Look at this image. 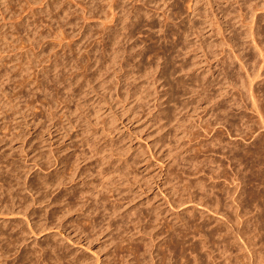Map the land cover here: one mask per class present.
Returning a JSON list of instances; mask_svg holds the SVG:
<instances>
[{
  "label": "rangeland",
  "instance_id": "374dc122",
  "mask_svg": "<svg viewBox=\"0 0 264 264\" xmlns=\"http://www.w3.org/2000/svg\"><path fill=\"white\" fill-rule=\"evenodd\" d=\"M179 2L0 0V185L8 187L0 191V264H30V261L32 264H136L137 261L138 264L142 261L144 264H175V261L176 264H264V148L259 146L264 143V129L259 124L252 126L253 129H244L246 121L252 125V119L258 120L248 100L233 105L244 69L237 61L232 64L227 61L228 74L236 80L234 90L231 83L224 85L226 80L219 68L222 49L212 46L213 54H204L205 47L222 42L216 30L208 27L201 31L209 6L204 1L198 2V14L193 15L187 10V0ZM256 3L259 4L257 9L253 7ZM213 6L221 11L219 17L222 24L225 22L222 27L226 28L228 21L237 31L235 42L240 47L235 46L234 51L238 48L246 55L244 59L249 58L251 62L256 58L255 62H261L256 50L245 46L249 38L237 33L244 30L241 25L251 20L250 8L253 7L261 28H258V40L264 55V0H255V3L217 0ZM102 12L108 17L112 15L113 19L103 16ZM146 14L147 17L142 18ZM195 28L201 32L195 34ZM227 34L232 35L228 31L224 35ZM252 50L254 53L250 52ZM261 73L260 80L264 79V71ZM191 79L204 82L198 80L199 84L195 85ZM200 84H204V90ZM258 86L255 89L264 88L262 83ZM261 88L257 91L264 107V89ZM199 90L205 92L206 98H202L204 95ZM207 96H214L212 103L207 102L210 98ZM215 121L220 124L214 127ZM250 129L254 132L251 136ZM235 157L239 161H235ZM45 175L51 180L52 176L53 180L62 177L65 186L63 189L61 185L52 186L53 189L39 186L42 190L38 187L37 196L32 197L35 193L31 186L35 179L41 181ZM10 185L15 187L12 189ZM72 191L83 193L89 198L88 202L93 198L90 194L99 193L97 196L101 199L93 207L98 211L91 216L73 210L62 218V200L68 201ZM56 193L66 196L52 203V207L50 196ZM43 194L47 196L43 199L47 205L32 202ZM75 197L70 201L78 207L81 199L79 195ZM15 202L19 207L13 205ZM4 203L12 208H6ZM25 204L29 208H25ZM110 208L112 210L108 211ZM50 214H54L53 217ZM90 218L95 222L93 227L88 224ZM8 227H12L11 230ZM128 247L131 252L126 250ZM37 251H41L40 255ZM157 258L166 262L161 263ZM200 259L202 262L198 263Z\"/></svg>",
  "mask_w": 264,
  "mask_h": 264
},
{
  "label": "bare ground",
  "instance_id": "6f19581e",
  "mask_svg": "<svg viewBox=\"0 0 264 264\" xmlns=\"http://www.w3.org/2000/svg\"><path fill=\"white\" fill-rule=\"evenodd\" d=\"M113 1H115V0H113ZM123 1V0H122ZM182 1V0H181ZM188 1V3H187V10L190 12V14H195V15H197L198 13H196V10H197V8L199 7L198 6V2H201V1H204L205 2V4L206 5H208L209 6V11L208 12H206V14H204L205 15V20L202 22V24L204 25V28H202V30L201 31H203L204 29L206 30V28H208V27H210V28H212V31H214V30H216V32L220 35V38L222 37V39H221V41L222 42H217V44H213V45H208V47H205V48H207V49H205L204 48V51H205V55L207 56H211V54H213V52H212V50H210L211 48H212V46H213V48H214V46H217V47H220L222 50L220 51L221 52V54L224 52V54H223V56L220 58L219 56V62H221L220 63V67L219 68H222V69H220V70H222V73L221 74H223V76H224V79L226 80V82H225V84L224 85H226L227 83H231L232 84V86L231 87H234V90H235V83H236V80H235V77H230V75L231 74H228V71H227V68L229 69V67H226L227 66V61H232L231 62V64L234 62V61H237L238 62V64L242 67H240L242 70L244 69V72H241V74L243 73L244 74V77L242 76L241 78H239V81H240V85H238V87L240 86L241 88H239V89H237V90H239V93L236 95V96H234L235 98H234V103H233V105H238L237 104V102H239V101H243L244 103H245V101L246 100H248L249 101V105L251 106L250 108H251V110L253 111V113H256V114H254V115H257V118H258V120L256 121H252L251 120V122H252V125H249L248 123L249 122H245V125L247 126H244V129H248V128H252V126H255V125H257V124H259V126L262 128V129H264V114H262L261 113V111L263 110L262 108H264L263 107V105L261 104V102H262V99H261V102H260V98H259V94H258V91H259V89L261 88H257V89H255V87H256V85L258 86V84L260 85L261 83L262 84H264L263 83V81L262 80H264V79H262V80H260V78H262V76L261 75H263L262 73H261V71L263 70L264 71V55L262 54L263 52L261 51V48L259 47V44H260V41L258 40L259 38H258V36H259V31H258V28H259V26H260V24L258 25V23H257V15L256 16H254V14H256V13H254L253 14V12L255 11L254 10V8L255 9H257L258 7V5L259 4H254V8L252 7V8H250V11H251V14L252 15H250L251 16V20L249 19V21L248 22H245L246 24L244 25H241V26H243V27H245L244 28V30H242V32L239 34V33H237L238 34V36L240 35V36H242V35H244V37H248L249 38V40H250V42H249V44H247V45H245V46H248V45H250V48L252 47L253 48V50H256V51H254V52H257L258 53V55H259V58H260V61L261 62H255V60H256V58L253 60L252 59V61L250 62V60H249V58L246 60V59H244L245 57H246V55L245 54H243L242 53V51L241 50H237L236 49V51H234L235 49H234V47L235 46H237V43L235 42V39H236V34H235V32H237L236 30H234V29H232V27H234V25H231V24H228V21H226V28H224V27H222V26H224L225 25V22L222 24V20H221V16L219 17V14L221 13V11H218V7L216 8V9H214V7L215 6H213V4H216V2H217V0H214V3H212V1L211 0H187ZM252 1H254V3H255V0H252ZM116 2H117V0H116ZM121 2V1H120ZM119 2V3H120ZM177 2H179V0H177ZM203 2V3H204ZM250 2V1H249ZM245 3V2H244ZM246 3L247 4H249L247 1H246ZM121 4V3H120ZM119 4V5H120ZM176 4V3H175ZM178 4V3H177ZM179 4H180V2H179ZM189 4V5H188ZM251 4V3H250ZM100 5V4H99ZM111 5V4H110ZM117 5V4H116ZM123 5V4H122ZM198 6V7H197ZM251 6V5H250ZM249 6V7H250ZM117 7V6H116ZM134 7V6H133ZM192 7H193V9H192ZM197 7V8H196ZM257 7V8H256ZM99 8V7H98ZM118 8V7H117ZM175 8H177V6L175 7ZM180 8H181V6H180ZM248 8V7H247ZM97 9V8H96ZM122 9V8H121ZM133 9V8H132ZM131 9V10H132ZM135 9V8H134ZM199 9V8H198ZM206 9V8H205ZM249 9V8H248ZM247 9V10H248ZM107 10H109V9H107ZM118 10V12L120 11L119 9H117ZM130 10V11H131ZM142 10V9H141ZM182 10H180L179 12H181ZM206 11V10H205ZM106 12V11H105ZM105 12L103 13L102 12V15L103 14H105ZM117 12V11H116ZM124 12V11H123ZM143 12V11H142ZM148 12V11H147ZM183 12V11H182ZM247 12H249V10L247 11ZM256 12V11H255ZM108 13V12H107ZM125 13V12H124ZM131 13H132V11H131ZM136 13V12H135ZM145 13V12H144ZM143 13V14H144ZM151 13V12H150ZM164 13V12H163ZM163 13L161 14V15H163ZM166 13V12H165ZM178 13V12H177ZM109 14H110V12H109ZM108 14V15H109ZM120 14H121V11H120ZM127 14V13H126ZM130 14V13H129ZM140 13H138V15H139ZM183 14V13H182ZM189 14V15H190ZM249 14V13H248ZM248 14H245V15H247V16H249ZM99 15V14H98ZM131 15V14H130ZM141 15V14H140ZM155 15V14H154ZM165 15V14H164ZM163 15V16H164ZM104 16V15H103ZM105 16L106 17H108L106 14H105ZM111 17H108V18H112V15H110ZM132 16H134L133 14H132ZM170 16V15H169ZM168 16V17H169ZM180 16V15H179ZM178 16V17H179ZM250 16H249V18H250ZM125 17V16H124ZM144 17H147V14H146V16L145 15H143L142 16V18H144ZM151 17H153V16H151ZM255 17V18H254ZM107 18V19H108ZM116 18V17H115ZM119 18V17H118ZM122 18H123V16H122ZM148 18H150V16L148 17ZM225 18V17H224ZM223 18V19H224ZM245 18H247V17H245ZM100 19V18H99ZM113 19V18H112ZM136 19H137V17H136ZM140 19V18H139ZM138 19V20H139ZM165 19V18H164ZM180 19V18H179ZM203 19V18H202ZM102 20V19H101ZM121 20V19H120ZM125 20V19H124ZM130 20V19H129ZM132 20H134V19H132ZM131 20V21H132ZM144 20H147L146 18L144 19ZM108 21V20H107ZM131 21H129V22H131ZM143 21V20H142ZM164 21V20H163ZM165 21H166V19H165ZM224 21V20H223ZM245 21H246V19H245ZM115 22V21H114ZM128 22V23H129ZM137 22V21H136ZM135 21H134V23H136ZM145 22V21H144ZM208 22V25H205L206 23ZM244 22V21H243ZM139 23V22H138ZM164 23V22H163ZM162 23V24H163ZM248 23V24H247ZM137 24V23H136ZM141 24V23H140ZM164 24H167V23H164ZM163 24V25H164ZM202 25V26H203ZM131 26V25H130ZM134 26V25H133ZM139 26V25H138ZM137 26V27H138ZM141 26V25H140ZM143 26V25H142ZM165 26H167V25H165ZM194 26V25H193ZM192 26V27H193ZM196 26V25H195ZM215 28H214V27ZM123 27V26H122ZM191 27V28H192ZM167 28V27H166ZM179 28V27H178ZM199 28V27H198ZM240 28V27H239ZM242 28V27H241ZM240 28V29H241ZM136 29V28H135ZM243 29V28H242ZM260 30H261V28H259ZM112 30V29H111ZM110 30V31H111ZM124 30V29H123ZM164 30H166V29H164ZM178 30V29H177ZM199 30V29H198ZM198 30L195 28V34L198 32ZM126 31V30H125ZM131 31V30H130ZM133 31V30H132ZM131 31V32H132ZM161 31H163V30H161ZM201 31H199L198 33H200ZM228 31V33H231L232 35H229V34H227V36L226 35H224L226 32ZM263 31H264V29H263ZM117 32V31H116ZM194 32V31H193ZM128 34V33H127ZM131 34V33H130ZM179 34V33H178ZM214 34H216V33H214ZM260 34H261V32H260ZM111 35V34H110ZM114 35V34H113ZM180 35V34H179ZM223 35V36H222ZM262 35H264L263 33H262ZM261 36V35H260ZM111 37V36H110ZM113 37H116V35L115 36H113ZM243 37V36H242ZM219 38V39H220ZM247 38V39H248ZM238 39H239V37H238ZM261 40V39H260ZM248 41V40H247ZM262 41V40H261ZM113 42H114V40H113ZM245 42V41H244ZM243 42V43H244ZM112 43V42H111ZM247 43V42H246ZM246 43H244V44H246ZM115 45V44H114ZM207 45V44H206ZM205 45V46H206ZM243 45V44H242ZM241 45V46H242ZM264 45V44H263ZM262 45V46H263ZM223 46L225 47L226 46V49L224 48L223 49ZM239 47H240V45H238ZM237 46V47H238ZM244 46V45H243ZM242 46V48H243V50H245L244 49V47ZM248 48H249V46H248ZM114 49V48H113ZM227 49H229V52L227 53L226 52V50ZM240 49V48H239ZM246 49H247V47H246ZM117 50V49H116ZM214 50V49H213ZM251 50V49H250ZM253 50L252 51H250V52H253ZM115 51V50H114ZM216 51V50H215ZM247 51V50H246ZM116 52V51H115ZM220 52L218 53V54H220ZM237 52V53H236ZM245 52V51H244ZM253 52V53H254ZM262 52V53H261ZM246 53V52H245ZM204 54H203V56H204ZM220 54V55H221ZM248 54H249V52H248ZM247 54V55H248ZM251 54V53H250ZM215 56H216V54H214ZM214 55H213V57H214ZM257 55V54H256ZM206 56H204V58H206ZM252 56V55H251ZM254 56V55H253ZM217 57V56H216ZM250 57V56H249ZM255 57V56H254ZM166 58V57H165ZM215 58V57H214ZM213 58V59H214ZM261 58H262V60H261ZM207 59V58H206ZM258 59V58H257ZM167 60V59H166ZM210 60V59H209ZM208 60V61H209ZM216 60H218V58L216 59ZM207 60H205V62H206ZM207 61V62H208ZM215 61V60H214ZM216 62H218V61H216ZM215 62V63H216ZM253 63V64H252ZM163 66V65H162ZM166 66V65H165ZM219 65H217V67H218ZM164 67V66H163ZM238 67V66H237ZM215 68H216V66H215ZM241 69H238L239 71H242ZM185 70V69H184ZM164 72V71H163ZM205 72V71H204ZM167 73V72H166ZM165 73V74H166ZM211 73V72H210ZM206 76V75H205ZM214 76V75H213ZM223 76H222V78L221 79H223ZM192 77V76H191ZM195 77H197V76H195ZM201 78H203V77H201ZM205 79L207 78V77H204ZM258 78H259V80L260 81H258ZM214 79H216V78H214ZM223 79V80H224ZM257 79V81L258 82H256L255 80ZM192 80V79H191ZM190 80V81H191ZM199 79H196L195 81H193L194 82V84L196 85V83H197V81H198ZM208 80V79H207ZM217 80V79H216ZM215 80V81H216ZM222 80V81H223ZM200 81H202V80H199L198 82H200ZM202 82H204V81H202ZM219 82H221V81H219ZM238 82V81H237ZM183 83V82H182ZM201 83V82H200ZM211 83V82H210ZM212 83H214V81L212 82ZM217 83V82H216ZM215 83V84H216ZM199 83H197V85H198ZM207 84H209V82L207 83ZM238 84V83H237ZM182 85V84H181ZM192 85V84H191ZM204 85V84H203ZM202 85V86H203ZM206 85V84H205ZM214 85V84H213ZM223 85V86H224ZM234 85V86H233ZM200 86H201V84H200ZM201 86V88L204 90V88ZM207 86V85H206ZM191 87V86H190ZM198 87L199 86H197V89H198ZM212 87V86H211ZM228 87V86H227ZM230 87V86H229ZM228 87V88H229ZM237 87V88H238ZM259 87V86H258ZM192 88H193V85H192ZM263 88V87H262ZM261 88V89H262ZM194 89H196V88H194ZM206 89H207V87H206ZM264 89V88H263ZM262 89V90H263ZM210 90V89H209ZM218 90H220V89H218ZM223 90V89H222ZM258 90V91H257ZM200 91V90H199ZM208 92V91H207ZM212 92V91H211ZM220 92H221V90H220ZM219 92V93H220ZM264 92V91H263ZM194 93V92H193ZM198 92H196V94H197ZM200 93H202L201 91H200ZM200 93H198V95L200 94ZM203 93L205 94V92L203 91ZM202 93V94H203ZM222 93V92H221ZM262 93V92H261ZM203 94V95H204ZM207 94H209V93H207ZM197 95V96H198ZM210 95V94H209ZM212 95V94H211ZM217 95H219V94H217ZM232 95V94H231ZM261 95V94H260ZM196 96V95H195ZM200 96V95H199ZM222 96H223V94H222ZM205 97V95L202 97V98H204ZM208 97V96H207ZM210 97V96H209ZM208 97V98H209ZM212 97H214V96H212ZM212 97H210L209 99H211V101L209 100H207V102H211L212 103ZM218 97V96H217ZM206 98V97H205ZM223 98V97H222ZM226 98V97H225ZM228 98V97H227ZM230 98V97H229ZM214 100H215V98H214ZM225 100V99H224ZM229 100V99H228ZM218 101H220V100H218ZM225 101H227V100H225ZM207 102H205V104L207 103ZM223 102V101H222ZM222 102H220V103H222ZM228 102V101H227ZM226 102V103H227ZM259 102V103H258ZM264 102V101H263ZM211 103H209V104H211ZM215 103H216V101H215ZM220 103H219V105H220ZM230 103H231V105H232V102H229V105H230ZM208 104V103H207ZM213 104H214V102H213ZM247 104V103H246ZM245 104V105H246ZM219 105H217V107L219 106ZM229 105L227 106V108L229 107ZM248 105V104H247ZM207 106V105H206ZM216 107V109H218ZM233 107V106H232ZM238 107V106H237ZM210 108H212V106H210ZM221 108V107H220ZM239 108V107H238ZM237 108V109H238ZM243 108V107H242ZM222 109V108H221ZM229 109H231V108H229ZM208 110V108L206 109V111ZM213 110V109H212ZM212 110H210V111H212ZM224 110V109H223ZM223 110H221V112H223ZM227 110V109H226ZM228 111V110H227ZM239 111V110H238ZM215 111H213L212 112V114H214V116H215V114L216 113H214ZM216 112H217V110H216ZM225 112V111H224ZM262 112H264V110L262 111ZM233 113V112H232ZM252 113V114H253ZM218 114H220V113H218ZM217 114V115H218ZM222 114H226V113H222ZM239 114V113H238ZM233 115V114H232ZM237 115V114H236ZM218 116H220V115H218ZM223 115H221V117L220 118H222L223 119V117H222ZM217 117V116H216ZM233 117V116H232ZM245 117H243L242 119H244ZM218 119V118H217ZM222 119H221V121H222ZM215 120V119H214ZM218 120H220V119H218ZM218 120H217V122H218ZM226 120V119H225ZM224 120V121H225ZM240 120H241V118H240ZM212 121V120H211ZM220 121V122H221ZM223 121V122H224ZM227 122V121H226ZM240 122H243V120H241ZM215 124H212L213 126L214 125H217V124H220V123H217L216 124V121L214 122ZM225 123V122H224ZM229 123V122H228ZM228 123H227V125H228ZM232 123V122H231ZM244 124V123H243ZM231 125V124H230ZM229 125V126H230ZM240 125V124H239ZM242 125V124H241ZM208 126V125H207ZM224 127H225V125H223ZM243 126V125H242ZM215 127V126H214ZM213 127V128H214ZM220 127V126H219ZM223 127V128H224ZM234 127V126H233ZM246 127V128H245ZM227 128H228V126H227ZM235 128V127H234ZM234 128H232V129H234ZM241 128V127H240ZM253 128H255V127H253ZM252 128V129H253ZM258 128V127H257ZM226 129V128H225ZM241 129H243V128H241ZM210 130V129H209ZM251 130V129H250ZM211 131H212V129H211ZM236 131V134L237 135H240V134H238L237 133V130H235ZM234 131V132H235ZM240 131H243V130H240ZM244 131H246V130H244ZM249 131V130H248ZM207 132H209V131H207ZM222 132V131H221ZM228 132V131H227ZM233 132V133H234ZM253 131L251 130V132L249 131V136H251V134L250 133H252ZM257 132V131H256ZM223 133V132H222ZM222 133H221V135H222ZM243 133V132H242ZM248 133V132H247ZM254 133V132H253ZM252 133V134H253ZM263 133V132H262ZM206 134V133H205ZM215 135H217L216 133H214ZM256 134V133H255ZM259 135H262V134H260V133H258ZM224 135V134H223ZM228 135V134H227ZM244 135H245V132H244ZM247 135V134H246ZM205 136V135H204ZM218 136V135H217ZM216 136V139L218 138ZM258 136V135H257ZM241 137V136H240ZM243 137V136H242ZM255 137V136H254ZM215 137H213V139H214ZM250 138H252V137H250ZM257 138V137H256ZM260 138H262V137H260ZM213 139L211 140V142L213 141ZM216 139H214V141H216L217 142V140ZM233 139H235V138H233ZM258 140V139H257ZM256 140V141H257ZM261 140V139H260ZM259 141V140H258ZM201 142V141H200ZM200 142L198 143V144H200ZM206 142H208V141H206ZM215 142V143H216ZM195 143V142H194ZM209 143H210V140H209ZM228 143V142H227ZM236 143V142H235ZM238 143V142H237ZM252 143V142H251ZM258 143V142H257ZM256 143V144H257ZM259 143H261L260 141H259ZM259 143L257 144V145H259ZM222 143H220V145H221ZM230 144V143H229ZM228 144V145H229ZM234 144V143H233ZM233 144H232V146H233ZM256 144H254V145H256ZM210 145H211V143H210ZM217 145H219L218 143H217ZM194 146V145H193ZM239 146V145H238ZM259 146H261L262 148H264V143H261ZM258 146V147H259ZM210 147V146H209ZM255 147H257V146H255ZM257 147V148H258ZM232 148H234V147H232ZM235 148H236V145H235ZM235 148L233 149V151H236L235 150ZM237 149V148H236ZM259 149V148H258ZM232 150V149H231ZM248 150V149H247ZM246 150V151H247ZM260 150V149H259ZM258 150V151H259ZM194 151L196 152V149L194 148ZM229 151V150H228ZM233 151H231L232 153H233ZM260 151H262V150H260ZM260 151H259V153H260ZM198 152V151H197ZM194 153V152H193ZM217 153V152H216ZM219 153H220V151H219ZM249 153V152H248ZM210 154V153H209ZM226 154V153H225ZM230 154V153H229ZM257 154H258V152H257ZM211 155V154H210ZM222 155V154H221ZM227 155H228V153H227ZM231 155V154H230ZM236 155V154H235ZM237 155H238V153H237ZM234 156V155H233ZM233 156H231L232 157V159L234 158ZM228 157H230V156H228ZM222 158V157H221ZM208 159V158H207ZM230 160H231V158H229ZM247 159V158H246ZM6 160V159H5ZM63 160V159H62ZM61 160V161H62ZM220 160V159H219ZM235 161L236 160H238V158H236L235 157V159H234ZM249 160V159H248ZM247 160V161H248ZM202 161V160H201ZM206 161V160H205ZM211 161V160H210ZM239 161V160H238ZM252 161V160H251ZM257 161V160H256ZM261 161V160H260ZM63 162V161H62ZM200 162V161H199ZM208 162V161H207ZM63 163H65V162H63ZM62 163V164H63ZM9 164V163H8ZM66 164V163H65ZM243 164V163H242ZM258 164H259V162H258ZM1 165V164H0ZM10 165V164H9ZM214 165V164H213ZM221 165V164H220ZM228 166V165H227ZM239 166V165H238ZM259 166V165H258ZM7 167V166H6ZM64 167V166H63ZM66 167V166H65ZM1 168V167H0ZM8 169V168H7ZM62 169V168H61ZM64 169L65 168H63V171H64ZM18 170V169H17ZM230 170V169H229ZM13 171V170H12ZM61 171V170H60ZM8 172V171H7ZM10 173H11V171H10ZM13 173V172H12ZM12 173H11V176H12ZM226 173H227V171H226ZM241 173V172H240ZM258 173V172H257ZM256 174V173H255ZM9 175V174H8ZM7 175V176H8ZM49 175H50V173H49ZM52 175H53V173H52ZM55 175H56V172H55ZM54 175V176H55ZM59 175H60V173H59ZM62 175V174H61ZM60 175V176H61ZM227 175V174H226ZM254 175V174H253ZM1 176V175H0ZM7 176H6V178H7ZM10 176V175H9ZM10 176V177H11ZM57 176H58V174H57ZM220 176V175H219ZM238 176V175H237ZM261 176V175H260ZM2 177V176H1ZM45 177L47 178L48 177V179H46V178H42V176H41V178L43 179V180H41V181H38L37 180V178L35 179V183L33 184V186H31V189H33L34 190V193H35V195H33L32 197H34V196H37V194L36 193H38V190H37V188L39 187V186H46V188H47V186L50 188V187H52V186H62L61 188L63 189V186H65L64 184H63V178L62 177H60L61 179L59 180V178L57 179V177H56V179L55 180H53L54 178H53V176H52V180H51V177L50 176H48V175H45ZM49 177H50V179H49ZM59 177V176H58ZM229 177H230V175H229ZM2 179V178H1ZM34 179V178H33ZM66 179V178H65ZM68 179H70V178H68ZM210 179H211V177H210ZM218 179V178H217ZM233 179H234V177H233ZM232 179V180H233ZM260 179V178H259ZM3 180V179H2ZM5 180V179H4ZM7 180V179H6ZM9 180V179H8ZM215 180V179H214ZM224 180V179H223ZM38 181V183H36ZM67 181V180H66ZM70 181V180H69ZM11 182H12V180H11ZM29 182H30V180H29ZM33 182V181H32ZM31 182V183H32ZM72 182H74V181H72ZM233 182V181H232ZM3 183H5V181H3ZM2 183V184H3ZM21 183V182H20ZM27 183V182H26ZM31 183H29V184H31ZM65 183V182H64ZM67 183V182H66ZM69 183V182H68ZM71 183V182H70ZM74 183H76V182H74ZM0 184H1V182H0ZM8 184H9V182H8ZM14 184V183H13ZM72 184V183H71ZM230 184V183H229ZM232 184V183H231ZM230 184V185H231ZM7 184H5V186H6ZM11 185H12V183H11ZM11 185H10V187H11ZM70 185V184H69ZM68 185V186H69ZM1 187H2V185H0ZM5 186H3L4 187V190H5ZM14 186V185H13ZM20 186V185H19ZM228 186V185H227ZM0 187V188H1ZM3 187H2V189H0V191H2L3 190ZM7 187V186H6ZM15 187V186H14ZM13 187V188H14ZM27 187V186H26ZM41 187H39L41 190H42V188ZM70 187V186H69ZM74 187H76V186H74ZM12 188V187H11ZM12 188V189H13ZM46 188H44L45 190H47ZM60 188V189H61ZM65 188V187H64ZM223 188H225V187H223ZM227 188V187H226ZM39 189V190H40ZM52 189H53V187H52ZM58 189V187L56 188V190ZM68 189H70V188H66V191L68 190ZM77 188H75V190H76ZM236 189V188H235ZM243 189V188H242ZM7 190H8V187H7ZM32 190V191H33ZM65 190V189H64ZM78 190V189H77ZM6 191V190H5ZM70 191H71V189H70ZM69 191V192H70ZM81 191V190H80ZM79 190H78V192H80ZM221 191V190H220ZM4 192V191H3ZM9 192V191H8ZM8 192H5V193H8ZM12 192V191H11ZM31 192V191H30ZM41 192V191H40ZM44 192H46V191H44ZM47 192H51L50 190H48ZM58 193H59V191H57ZM61 192V191H60ZM63 192V191H62ZM87 192V191H86ZM86 192H85V195H86ZM255 192V191H254ZM253 192V193H254ZM10 193V192H9ZM42 193V192H41ZM53 192H51L50 194H52ZM58 193H56V194H54L52 197L50 196V202H49V204H51V206H52V203H54V202H57V201H61V199L63 198V197H65L66 195H61V194H58ZM72 193H73V191H72ZM71 193V194H72ZM89 192H87V194H88ZM96 193V192H95ZM95 193H94V195H93V193L92 194H88L90 197H93L92 199H90L91 201L90 202H88V199H86V197H84L83 195V193H80V194H76L75 192L72 194V200H73V198H76L75 196H77V195H79L80 197V199H81V201H80V205L77 207L72 201H70L71 200V197L70 196H68V194H67V196H68V198L70 197V199L68 200V201H65L64 199L62 200V203H64V205H63V207L62 208H60L61 209V213L60 214H62V215H60V216H62V218H64V216L65 215H67V214H69L70 212H74V211H84V213L85 212H87V213H90V215L92 214V213H94L95 212V210H97L96 208L94 209L93 207H95V205H96V203L97 202H99L100 201V197H98L100 194L99 193H96V196H95ZM228 193V192H227ZM240 193V192H239ZM49 194V195H50ZM63 194V193H62ZM97 194H99L98 196H97ZM16 195H17V193H16ZM16 195L14 196V198L16 197ZM39 195V194H38ZM41 195V194H40ZM47 195H48V193H47ZM70 195V194H69ZM211 195H213V194H211ZM211 195H210V197H211ZM6 196H8V195H6ZM11 196V195H10ZM20 196V195H19ZM31 196V195H30ZM87 196V195H86ZM232 196V195H231ZM45 197H47L46 195H44L43 194V196H39L38 198H34L33 199V201L32 202H34V203H38L39 205H41V203L43 204V203H47V202H44V201H46V200H44L43 201V199L45 198ZM264 197V196H263ZM1 198V197H0ZM12 198H13V196H12ZM17 198V197H16ZM15 198V199H16ZM85 198V199H84ZM205 198V197H204ZM239 198H240V196H239ZM256 198V197H255ZM8 199H9V196H8ZM7 199V200H8ZM11 199V198H10ZM32 199V198H31ZM48 199V198H47ZM178 199V198H177ZM226 199V198H225ZM238 199V198H237ZM263 199V198H262ZM4 200H5V198H4ZM12 201L14 200V199H11ZM16 200H19V199H16ZM16 200H14V201H16ZM30 200V199H29ZM76 200V199H75ZM84 200H86V201H84ZM102 200H103V198H102ZM202 200V199H201ZM215 200V199H214ZM234 200V199H233ZM78 201V200H77ZM104 201V200H103ZM211 201V200H210ZM232 201V200H231ZM244 201V200H243ZM4 202H8V201H4ZM20 202V201H19ZM26 202H27V199H26ZM30 202V201H29ZM79 202V201H78ZM216 202V201H215ZM233 202V201H232ZM235 202V201H234ZM2 203H3V201H2ZM6 203H4L5 204V206H6ZM11 203V202H10ZM25 203V202H24ZM28 203V202H27ZM77 203V202H76ZM101 203V202H100ZM188 203V202H187ZM193 203V202H192ZM196 203V202H195ZM204 204H205V202H203ZM208 203V202H207ZM213 203H214V201H213ZM9 204V203H8ZM15 204H17L16 202L13 204V205H15ZM21 204H22V201H21ZM20 204V206H22ZM55 204V203H54ZM103 204V203H102ZM209 204H212V202L210 203L209 202ZM231 204V203H230ZM240 204V203H239ZM10 205V204H9ZM19 205V203L17 204V206ZM47 205V204H46ZM78 205V204H77ZM100 205V204H99ZM103 205H105V204H103ZM205 205H207V204H205ZM213 205V204H212ZM211 205V206H212ZM256 205V204H255ZM2 206V205H1ZM0 206V207H1ZM8 206V205H7ZM7 206H6V208H7ZM34 206V205H33ZM38 206V205H37ZM45 206V205H44ZM56 206V205H55ZM57 206H58V204H57ZM60 206H62V205H60ZM169 206V205H168ZM180 206H182L181 204H180ZM196 206V205H195ZM207 206H209V205H207ZM206 206V207H207ZM216 206H217V204H216ZM8 207H11V206H8ZM19 207V206H18ZM23 207V206H22ZM28 208H29V206H27ZM26 207V204H25V208H27ZM35 207V206H34ZM33 207V208H34ZM43 207V206H42ZM50 207V206H49ZM53 207V206H52ZM75 207V208H74ZM77 207V208H76ZM118 206H116V208H117ZM174 207V206H173ZM210 207V206H209ZM237 207H238V205H237ZM12 208V207H11ZM25 208H22L23 210H25ZM31 208V207H30ZM37 208V207H36ZM58 208V207H57ZM115 208V207H114ZM212 208V207H211ZM211 208H208V209H211ZM1 209V208H0ZM9 209V208H8ZM7 209V210H8ZM15 209H16V211H17V208L15 207ZM19 209V208H18ZM53 209V208H52ZM98 209H99V207H98ZM100 209H102V206H101V208ZM106 209V211H107V208H105ZM170 209V208H169ZM203 209H205V208H203ZM216 209V208H215ZM250 209V208H249ZM252 209V208H251ZM35 210V209H34ZM74 210V211H73ZM110 210H112L111 208L108 210V211H110ZM136 210V209H135ZM186 210V209H185ZM193 210V209H192ZM232 210V209H231ZM258 210V209H257ZM4 211H6V210H4ZM10 211L11 210H9V213H10ZM15 211V212H16ZM41 211V210H40ZM52 211V210H51ZM50 211V212H51ZM98 211V210H97ZM113 211H114V213L116 212V210L115 209H113ZM113 211H111V212H113ZM133 211V210H132ZM263 211V210H262ZM3 211H1V214H3L2 213ZM8 212V211H7ZM49 212V213H50ZM53 212V211H52ZM54 212H55V209H54ZM53 212V213H54ZM59 212V211H58ZM57 212V213H58ZM100 212V211H99ZM134 212H136V211H134ZM174 212V211H173ZM186 212V211H185ZM197 212V211H196ZM217 212H219V211H217ZM220 212H221V210H220ZM21 213H23L22 211H21ZM36 213V212H35ZM56 213V212H55ZM54 213V214H55ZM81 213V212H80ZM83 213V212H82ZM109 213V212H108ZM108 213H106V214H108ZM188 213V212H187ZM210 213V212H209ZM213 213H215V212H212V214ZM11 214H13L12 212H11ZM53 214V215H54ZM96 214V213H95ZM101 214V213H100ZM99 213H97V215L99 216L100 215ZM111 214V213H110ZM109 214V215H110ZM189 214V213H188ZM9 215V214H8ZM13 215H15V214H13ZM33 215V214H32ZM51 215V217H53V215L52 214H50ZM56 216H59V215H57V214H55ZM86 215V214H85ZM93 215V214H92ZM91 215V216H92ZM103 215V214H102ZM105 215V214H104ZM225 215V214H224ZM28 217H29V214L27 215ZM30 216H31V214H30ZM59 216V217H60ZM111 216L113 217V214H111ZM115 216V215H114ZM123 216V215H122ZM177 216V215H176ZM110 217V216H109ZM137 217V216H136ZM239 217V216H238ZM237 217V218H238ZM264 217V216H263ZM38 218V217H37ZM41 218V217H40ZM58 218V217H57ZM61 218V217H60ZM60 218H58V220H60ZM111 218V217H110ZM118 218V217H117ZM160 218V217H159ZM208 218V217H207ZM242 218V217H241ZM54 219V218H53ZM178 219V218H177ZM183 219V218H182ZM223 219V218H222ZM221 219V220H222ZM31 220V219H30ZM35 220V219H34ZM33 220V218H32V221H34ZM46 220V219H45ZM57 220V219H56ZM62 220H64V219H62ZM91 220V218L89 219V221ZM97 220V219H96ZM112 220H113V218H112ZM136 220V219H135ZM152 220V219H151ZM163 220V219H162ZM225 220V219H224ZM13 221V220H12ZM11 221V222H12ZM36 221V220H35ZM54 221V220H53ZM88 221V224H89V226H90V224H91V226L93 227L94 225H95V222L94 221H90L89 222ZM125 221V220H124ZM131 221V220H130ZM129 221V222H130ZM183 221H185L184 219H183ZM36 222H39V221H36ZM45 222V221H44ZM47 222V221H46ZM59 222V221H58ZM77 222V221H76ZM82 222V221H81ZM138 222V221H137ZM10 223V222H9ZM40 223V222H39ZM57 223V222H56ZM75 223V222H74ZM78 223V222H77ZM87 222H85V224H86ZM185 223V222H184ZM8 224V223H7ZM45 224V223H44ZM88 224H87V226H88ZM172 224H173V222H172ZM232 224V223H231ZM258 224V223H257ZM54 225V224H53ZM56 225V224H55ZM77 226H78V224H76ZM117 225V224H116ZM130 225V224H129ZM158 225V224H157ZM161 225H162V223H161ZM167 225V224H166ZM184 225H186V224H184ZM226 225V224H225ZM234 225V224H233ZM40 226V225H39ZM51 226V225H50ZM57 226V225H56ZM120 226V225H119ZM133 226V225H132ZM154 226V225H153ZM156 226V225H155ZM163 226V225H162ZM162 226H160V227H162ZM165 226V225H164ZM171 226V225H170ZM217 226V225H216ZM18 227V226H17ZM43 227H44V225H43ZM54 227V226H53ZM97 227V226H96ZM108 227V226H107ZM134 227V226H133ZM151 227V226H150ZM166 227V226H165ZM169 227V226H168ZM235 227V226H234ZM1 228V227H0ZM6 227H4V229H5ZM8 228H10V227H8ZM8 228H7V230H8ZM12 228V227H11ZM11 228H10V230H11ZM47 228V227H46ZM45 228V229H46ZM177 228V227H176ZM221 228V227H220ZM223 228V227H222ZM242 228V227H241ZM4 229H2V230H4ZM42 229V228H41ZM44 229V228H43ZM180 229V228H179ZM214 229V228H213ZM232 229V228H231ZM244 229V228H243ZM254 229V228H253ZM57 230V229H56ZM146 230V229H145ZM6 231V230H5ZM19 231V230H18ZM27 231V230H26ZM34 231V230H33ZM100 231V230H99ZM111 231V230H110ZM116 231V230H115ZM124 231V230H123ZM163 231V230H162ZM166 231V230H165ZM175 231H176V229H175ZM178 231V230H177ZM2 232V231H1ZM17 232V231H16ZM15 232V233H16ZM30 232V231H29ZM43 232V231H42ZM167 232V231H166ZM212 232V231H211ZM222 232V231H221ZM252 232V231H251ZM254 232V231H253ZM8 233V232H7ZM10 233V232H9ZM32 233V232H31ZM38 234H39V232H37ZM41 233V232H40ZM58 233V232H57ZM139 233V232H138ZM143 233V232H142ZM20 234V233H19ZM90 234V233H89ZM121 234V233H120ZM137 234V233H136ZM179 234H180V232H179ZM82 235V234H81ZM93 235V234H92ZM160 235V234H159ZM165 235V234H164ZM181 235V234H180ZM216 235V234H215ZM20 236H21V234H20ZM94 236V235H93ZM92 236V237H93ZM122 236V235H121ZM144 236V235H143ZM146 236V235H145ZM214 236V235H213ZM234 236V235H233ZM2 237V236H1ZM23 237V236H22ZM31 237V236H30ZM227 237V236H226ZM7 238H9V237H7ZM44 238V237H43ZM132 238V237H131ZM144 238V237H143ZM155 238V237H154ZM220 238V237H219ZM0 239H2V238H0ZM14 239H16V238H14ZM20 239H23V238H21L20 237ZM39 239V238H38ZM41 239V238H40ZM48 239V238H47ZM126 239V238H125ZM212 239V238H211ZM238 239H240V238H238ZM10 240V239H9ZM12 240V239H11ZM17 240H18V238H17ZM25 240V239H24ZM122 240V239H121ZM219 240V239H218ZM237 240V239H236ZM246 240V239H245ZM14 241V240H13ZM16 241V240H15ZM20 241H22V240H20ZM27 241V240H26ZM25 241V242H26ZM41 241V240H40ZM128 241V240H127ZM136 241V240H135ZM240 241V240H239ZM120 242V241H119ZM150 242V241H149ZM168 242V241H167ZM1 243V242H0ZM10 243V242H9ZM19 243V242H18ZM24 243V242H23ZM29 243V242H28ZM44 243V242H43ZM48 244L50 243V242H47ZM121 243V242H120ZM141 243V242H140ZM245 243V242H244ZM5 244V243H4ZM27 244V243H26ZM37 244H39V243H37ZM41 244V243H40ZM129 244V243H128ZM149 244V243H148ZM202 244L204 245V243L202 242ZM236 244V243H235ZM7 245H9V244H7ZM7 245H5V246H7ZM19 245H21V244H19ZM46 245V247H47V244H45ZM51 245V244H50ZM168 245V244H167ZM217 245V244H216ZM242 245V244H241ZM13 246H16L15 244H13ZM23 246V245H22ZM26 246V245H25ZM33 246V245H32ZM35 246H36V244H35ZM41 246V245H40ZM49 246V245H48ZM136 246V245H135ZM150 245H148V247H149ZM161 246V245H160ZM194 246V245H193ZM240 246V245H239ZM8 247V246H7ZM55 247V246H54ZM125 247V246H124ZM200 247H202L203 248V246L201 245ZM206 247V246H205ZM223 247V246H222ZM26 248V247H25ZM37 248V247H36ZM38 248H40L39 247V245H38ZM37 248V249H38ZM44 248V247H43ZM50 248H51V246H50ZM58 248V247H57ZM131 248V247H130ZM132 248H134V247H132ZM168 248V247H167ZM175 248V247H174ZM188 248H190V246L188 247ZM214 248V247H213ZM9 249V248H8ZM8 249H7V251H8ZM34 249H35V247H34ZM41 249V248H40ZM46 249V248H45ZM136 249H137V246H136ZM135 249V250H136ZM193 249H195V247L193 248ZM193 249H190V250H193ZM208 249V248H207ZM216 249V248H215ZM219 249V248H218ZM249 249V248H248ZM10 250V249H9ZM42 250V249H41ZM55 250V249H54ZM64 250V249H63ZM127 251L129 250L130 251V249H129V247L126 249ZM139 250V249H138ZM137 250V251H138ZM223 250V249H222ZM2 251V250H1ZM10 251H12V250H10ZM23 251V250H22ZM52 251V250H51ZM121 251V250H120ZM123 251V250H122ZM134 251V250H133ZM140 251V250H139ZM138 251V252H139ZM195 250H193V252H194ZM199 251V250H198ZM19 252V251H18ZM25 252V251H24ZM32 252V251H31ZM30 252V253H31ZM34 252V251H33ZM117 252H119V251H117ZM131 252V251H130ZM136 252V251H135ZM134 252V253H135ZM148 252H150V250L148 251ZM158 252V251H157ZM191 252V251H190ZM222 252V251H221ZM1 253V252H0ZM26 253H27V251H26ZM29 253V254H30ZM37 253H39V255H40V253H41V251L39 252V251H37ZM43 254H44V252H42ZM52 253V252H51ZM63 253V252H62ZM72 253V252H71ZM127 253V252H126ZM133 253V252H132ZM155 253V252H154ZM208 253V252H207ZM213 253V252H212ZM24 254V253H23ZM22 254V255H23ZM54 254V253H53ZM118 254V253H117ZM150 254V253H149ZM156 254H158V253H156ZM169 254V253H168ZM173 254V253H172ZM177 254V253H176ZM217 254V253H216ZM1 255V254H0ZM3 255V254H2ZM24 255H26V254H24ZM28 255V254H27ZM32 255V254H31ZM30 255V256H31ZM45 255V254H44ZM52 255V254H51ZM69 255V254H68ZM67 255V256H68ZM71 255V254H70ZM141 255H143V254H141ZM198 255V254H197ZM249 255V254H248ZM33 256H37V255H33ZM54 256V255H53ZM77 256V255H76ZM131 256H133V255H131ZM151 256V255H150ZM153 256L154 255H152V259H153ZM208 256H209V254H208ZM222 256V255H221ZM15 257V256H14ZM22 257V256H21ZM23 257H25V256H23ZM42 257V256H41ZM55 257V256H54ZM62 257H63V255H62ZM124 257V256H123ZM142 257V256H141ZM157 257V256H156ZM162 257H164V256H162ZM162 257H160V259H162ZM186 257V256H185ZM195 257V256H194ZM218 257V256H217ZM250 257V256H249ZM5 258H7L6 256H5ZM9 258V257H8ZM7 258V259H8ZM26 258H29V257H27L26 256ZM31 258H33V257H31ZM51 258V257H50ZM73 258V257H72ZM122 258V257H121ZM133 258V257H132ZM167 258V257H166ZM169 258V257H168ZM168 258H167V260H168ZM188 258V257H187ZM201 258V257H200ZM6 259V261H8V260H10V259H8L7 260ZM12 259V258H11ZM33 259H35V258H33ZM38 259V258H37ZM43 260H44V257L42 258ZM56 259V258H55ZM138 259V258H137ZM142 260L144 259V257L143 258H141ZM156 259V258H155ZM158 260H159V258H157ZM164 259V258H163ZM173 259V258H172ZM182 259V258H181ZM184 259V258H183ZM198 259V258H197ZM212 259V258H211ZM216 259V258H215ZM214 259V260H215ZM14 260V259H13ZM28 260V259H27ZM39 260V259H38ZM51 261V260H49V259H45V261ZM80 260V259H79ZM196 260V259H195ZM213 260V259H212ZM5 261V260H4ZM40 261H42L41 260V258H40ZM61 261V260H60ZM62 261H64V260H62ZM71 261V260H70ZM73 261H74V259H73ZM136 261V260H135ZM145 261V260H144ZM156 261V260H155ZM160 261V260H159ZM194 261V260H193ZM200 261H201V259L199 260V262H198V260L197 261H195V262H198V263H200ZM223 261V260H222ZM232 261V260H231ZM20 262V261H19ZM44 262V261H43ZM53 262V261H52ZM54 262H56V261H54ZM57 262H58V260H57ZM76 262V261H75ZM126 262V261H125ZM129 262V261H128ZM137 262H139V261H137ZM136 262V264H138ZM161 262V261H160ZM164 262H166V260L164 261ZM163 261L161 262V263H164ZM169 262V261H168ZM172 262V261H171ZM202 262V261H201ZM217 262V261H216ZM51 263V262H50ZM127 263V262H126ZM140 263V262H139ZM142 264H144L143 263V261L141 262ZM153 263V262H152ZM151 263V264H152ZM190 264H191V262H189ZM189 263H187V264H189ZM212 263H214V262H212ZM14 264V263H13ZM16 264V263H15ZM22 264V263H21ZM30 264H32L31 263V261H30ZM46 264V263H45ZM47 264H49V263H47ZM52 264H54V263H52ZM57 264V263H56ZM68 264H70V262L68 263ZM82 264V263H81ZM85 264V263H84ZM124 264V263H123ZM174 264V263H173ZM175 264H176V261H175ZM183 264V263H182ZM197 264V263H196ZM202 264V263H201ZM204 264V263H203ZM217 264V263H216Z\"/></svg>",
  "mask_w": 264,
  "mask_h": 264
}]
</instances>
